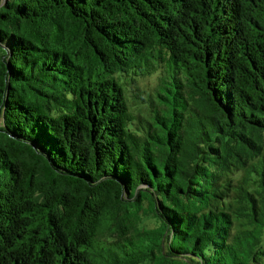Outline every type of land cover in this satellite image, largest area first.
I'll return each mask as SVG.
<instances>
[{"label": "trees", "instance_id": "1", "mask_svg": "<svg viewBox=\"0 0 264 264\" xmlns=\"http://www.w3.org/2000/svg\"><path fill=\"white\" fill-rule=\"evenodd\" d=\"M0 264H264V0H0Z\"/></svg>", "mask_w": 264, "mask_h": 264}, {"label": "rangeland", "instance_id": "2", "mask_svg": "<svg viewBox=\"0 0 264 264\" xmlns=\"http://www.w3.org/2000/svg\"><path fill=\"white\" fill-rule=\"evenodd\" d=\"M6 1V0H4ZM140 84H139V87L143 90H152L153 88L156 87V84H157V77L154 76V77H151V78H143V79H140ZM129 96H132V93L131 91L128 93ZM130 99V105L132 107V109H134L135 111L137 112H143L145 113L146 112V108L144 106L143 103H141L138 99H133V98H129ZM229 178H231L232 180H236L237 178L235 176H233L232 174H229ZM152 226L155 227L156 224L154 222H152ZM237 229H239V226L237 227Z\"/></svg>", "mask_w": 264, "mask_h": 264}]
</instances>
